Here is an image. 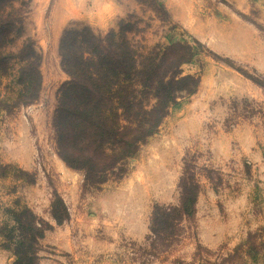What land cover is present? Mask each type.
<instances>
[{
  "label": "rangeland",
  "instance_id": "1",
  "mask_svg": "<svg viewBox=\"0 0 264 264\" xmlns=\"http://www.w3.org/2000/svg\"><path fill=\"white\" fill-rule=\"evenodd\" d=\"M3 3L21 19L0 67V264H27L16 259L23 251L32 264H264V0ZM83 27L101 36L123 30L143 57L189 44L180 76L197 81L133 156L87 181L57 156L53 126L69 80L60 40ZM28 42L40 86L25 105ZM189 189L190 216L171 213L170 228L153 220L154 207H178ZM29 220L43 238L20 227ZM23 237L32 240L20 247Z\"/></svg>",
  "mask_w": 264,
  "mask_h": 264
},
{
  "label": "trees",
  "instance_id": "2",
  "mask_svg": "<svg viewBox=\"0 0 264 264\" xmlns=\"http://www.w3.org/2000/svg\"><path fill=\"white\" fill-rule=\"evenodd\" d=\"M4 1L0 0V67L12 57L3 47L10 42L7 36L11 27L21 19L5 14ZM25 49L32 50L30 42L21 49L24 66L20 67L19 77L23 85L21 102L26 105L37 99L40 76L28 62ZM59 50L69 80L60 88L53 118L56 153L68 168L81 170L85 181L106 174L133 156L158 130L176 99L197 86L194 77L180 76V66L193 56L192 47L186 43H172L157 56L143 57L123 30L101 36L83 27L64 31ZM34 61L37 65V58ZM190 189L188 195L182 191L178 207H154L153 220L160 217L163 228H170L171 213L190 216L195 203ZM26 213L30 215L28 209ZM54 219L56 223L61 221L55 216ZM19 225L39 230L36 239L44 236L45 229L36 226L34 220ZM149 229L153 231L150 225ZM30 240L23 237L19 246ZM23 248L26 250V244ZM16 259H26L27 264L35 260L25 251Z\"/></svg>",
  "mask_w": 264,
  "mask_h": 264
}]
</instances>
